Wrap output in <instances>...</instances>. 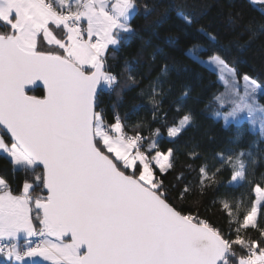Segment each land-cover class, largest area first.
<instances>
[{"label":"snow or ice","instance_id":"obj_1","mask_svg":"<svg viewBox=\"0 0 264 264\" xmlns=\"http://www.w3.org/2000/svg\"><path fill=\"white\" fill-rule=\"evenodd\" d=\"M140 9L137 0H0V153L24 175L18 193L0 175V257L7 264H264V175L257 182L252 151L264 141V80L234 66L228 48L194 43L187 50L217 76L223 91L206 107L235 135L211 155L190 139L183 152L192 163L177 184H165L178 163L176 141L198 127L188 103L192 85L171 99L170 116L163 105L172 87L159 77L152 82L151 120L132 122L144 107L135 102L123 113L113 103L109 120L103 100L114 94L122 101L138 83L131 61L120 73L111 61L137 34ZM234 19L242 21V11ZM244 27L256 34L252 20ZM168 71L163 65L161 75ZM37 81L42 96L30 94ZM245 131L257 137L248 148L239 147ZM209 191L227 227L188 210L189 198Z\"/></svg>","mask_w":264,"mask_h":264},{"label":"trees","instance_id":"obj_2","mask_svg":"<svg viewBox=\"0 0 264 264\" xmlns=\"http://www.w3.org/2000/svg\"><path fill=\"white\" fill-rule=\"evenodd\" d=\"M141 9L133 19L137 34L131 37L128 45L111 61L113 71L122 72L125 59L132 62L135 67L137 84L130 85L123 92V100L117 102L114 94H105L104 106L108 112V119L111 120L112 105L117 103L121 113L130 110L132 103H141L144 107L132 117V122L137 119L151 120V106L148 103L149 85L158 77L163 81V86L172 87V92L164 101V108L169 110L170 116L174 115L171 110L170 101L179 94L184 84H191L193 97L189 100V106L193 109L198 127L189 129L178 141L176 147L178 152V163L176 170L165 177V184H177L176 176L185 171L184 165L192 163L184 155L183 146L190 139L199 141L201 148L206 154L227 146L230 138L235 135V129L225 131L220 124L215 123L210 117V107H206L216 91H223L217 81V76L204 68L194 64L186 55L187 50L194 43H203L214 46L217 50L230 49L228 59L240 71L248 72L264 80V30L259 28L264 23V4L260 2L250 3L249 0H137ZM149 5L152 9L147 15L143 5ZM242 11L244 19H234L235 13ZM180 13L189 15L193 19L191 25H187L180 17ZM254 22L255 35L245 29L247 21ZM201 28L217 36L218 42L214 45L204 38L199 31ZM0 31L5 29L0 26ZM167 64L169 71L166 76L161 75L163 65ZM143 90V97L140 96ZM32 95L42 96L45 90L36 87L30 90ZM261 104H264V94L258 96ZM249 126L246 124L245 129ZM213 137V139H209ZM257 139L251 132L245 131L239 147L248 148L249 144ZM163 147H171L172 144L164 140ZM256 158V180L264 175V141L259 142V147L252 149ZM196 164L199 161L195 162ZM0 175L9 179L12 189L19 192L24 180L22 173H13L8 159L0 153ZM188 179H194L195 174H187ZM183 183H179L176 191L172 192L173 197L177 195ZM238 195V193H237ZM199 199L198 205L192 201ZM214 195L209 191L202 198L192 197L187 200L188 210L198 211L201 216L208 218L217 226L227 227V218L219 210L217 205L211 207ZM247 198L245 206L247 205ZM255 235V232H252ZM0 264H7L6 258L0 257Z\"/></svg>","mask_w":264,"mask_h":264},{"label":"water","instance_id":"obj_3","mask_svg":"<svg viewBox=\"0 0 264 264\" xmlns=\"http://www.w3.org/2000/svg\"><path fill=\"white\" fill-rule=\"evenodd\" d=\"M36 87H42V88H44L43 83L41 81H37L36 84L30 85L29 86V89L31 90V89L36 88ZM44 90H45V88H44Z\"/></svg>","mask_w":264,"mask_h":264},{"label":"rangeland","instance_id":"obj_4","mask_svg":"<svg viewBox=\"0 0 264 264\" xmlns=\"http://www.w3.org/2000/svg\"><path fill=\"white\" fill-rule=\"evenodd\" d=\"M258 1V0H255V2ZM45 264H47V262H45Z\"/></svg>","mask_w":264,"mask_h":264},{"label":"crops","instance_id":"obj_5","mask_svg":"<svg viewBox=\"0 0 264 264\" xmlns=\"http://www.w3.org/2000/svg\"><path fill=\"white\" fill-rule=\"evenodd\" d=\"M256 2H259V0H258V1H256Z\"/></svg>","mask_w":264,"mask_h":264}]
</instances>
